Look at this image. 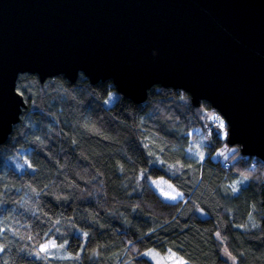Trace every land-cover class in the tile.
I'll list each match as a JSON object with an SVG mask.
<instances>
[{
  "label": "trees",
  "instance_id": "16d2710c",
  "mask_svg": "<svg viewBox=\"0 0 264 264\" xmlns=\"http://www.w3.org/2000/svg\"><path fill=\"white\" fill-rule=\"evenodd\" d=\"M17 90L28 109L0 145V168L8 165L0 170V264L75 263L41 251L50 241L80 255L76 264H154L148 250L231 264L223 247L237 264H264V162L239 146L212 160L223 140L210 126L207 145L206 125L220 115L210 103L195 107L190 94L155 86L137 104L112 81L92 85L82 74L75 83L23 74ZM197 129L207 155L189 164ZM158 179L182 199L164 200L152 185Z\"/></svg>",
  "mask_w": 264,
  "mask_h": 264
},
{
  "label": "water",
  "instance_id": "95a60500",
  "mask_svg": "<svg viewBox=\"0 0 264 264\" xmlns=\"http://www.w3.org/2000/svg\"><path fill=\"white\" fill-rule=\"evenodd\" d=\"M23 74L112 81L137 104L184 91L264 162V0H0V145L28 109Z\"/></svg>",
  "mask_w": 264,
  "mask_h": 264
},
{
  "label": "rangeland",
  "instance_id": "374dc122",
  "mask_svg": "<svg viewBox=\"0 0 264 264\" xmlns=\"http://www.w3.org/2000/svg\"><path fill=\"white\" fill-rule=\"evenodd\" d=\"M114 97H115V94H112L111 97L106 100V104L108 106L114 103ZM216 116H219L225 122V120L223 119L221 115H216ZM210 126L213 127V130L215 133L217 134L219 133V136L223 140V144L214 150V152L211 154V158L214 161H218V160L225 161L232 154H234L239 147L229 145L228 131L226 129V126L224 130L221 129L219 127L218 121L216 123L214 121H211L209 124L206 125L207 130H209L207 132V137H208L207 145L208 146H212L214 143V140L212 137L213 133L211 132ZM225 132L227 133V135H225ZM193 135H196L197 138L196 139L191 138V136ZM207 145H206L204 133L201 129H197L189 133V143H188V147L185 150L186 157H187L186 158L187 163L192 164L193 162L203 161L207 155V150H208ZM22 156L23 158L27 159V155L25 153H22ZM17 166L23 168L25 166V163L23 164L17 163ZM172 166L175 168V170L171 171V173L175 174L176 171H178L179 166L178 164H173ZM0 170H2L3 173L8 170V165L6 162L2 164V167L0 168ZM241 180L242 179H237L238 182L237 181L236 182L240 184ZM246 184H247V180L244 179L241 186H244ZM152 185L154 186L155 190L161 195V197L168 202H176V201L181 200L183 197L182 193L179 192L170 182H168L165 179L154 180L152 181ZM171 197H176V199H171ZM199 212H200V215L205 216L204 212L202 211H199ZM45 245L48 246L47 253H45L47 254V256L56 257L59 259L75 260L74 264H76V262L80 258V255L78 256L70 255L66 251V246H67L66 244L57 246L54 241H50L49 243ZM143 256L149 259L150 261H152L154 264H189V262L186 259L178 256L174 252H168L166 254H161L157 252L156 250H148L143 254ZM222 256L226 260L230 261L231 264H237L236 259L232 255H230V253L225 247H223L222 249Z\"/></svg>",
  "mask_w": 264,
  "mask_h": 264
},
{
  "label": "snow or ice",
  "instance_id": "6c2138e0",
  "mask_svg": "<svg viewBox=\"0 0 264 264\" xmlns=\"http://www.w3.org/2000/svg\"><path fill=\"white\" fill-rule=\"evenodd\" d=\"M211 118H212L213 120L219 122V127H220L221 129H224V128H225V122H224L219 116H215V115H213ZM225 135H227L226 132H225ZM171 199H176V197H171ZM47 250H48V246H47V245H45V246H43V247L41 248V251H44L45 253H47Z\"/></svg>",
  "mask_w": 264,
  "mask_h": 264
},
{
  "label": "clouds",
  "instance_id": "9594fccd",
  "mask_svg": "<svg viewBox=\"0 0 264 264\" xmlns=\"http://www.w3.org/2000/svg\"><path fill=\"white\" fill-rule=\"evenodd\" d=\"M153 55H157V53L154 52Z\"/></svg>",
  "mask_w": 264,
  "mask_h": 264
}]
</instances>
